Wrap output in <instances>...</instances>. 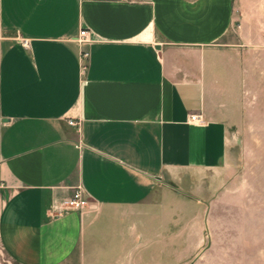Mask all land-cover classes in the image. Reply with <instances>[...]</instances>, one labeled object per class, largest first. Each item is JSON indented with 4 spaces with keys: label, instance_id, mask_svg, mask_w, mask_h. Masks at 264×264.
Returning <instances> with one entry per match:
<instances>
[{
    "label": "crops",
    "instance_id": "0c3cea01",
    "mask_svg": "<svg viewBox=\"0 0 264 264\" xmlns=\"http://www.w3.org/2000/svg\"><path fill=\"white\" fill-rule=\"evenodd\" d=\"M0 25V264H160L204 243L264 82V0H0ZM78 186L89 206L59 214Z\"/></svg>",
    "mask_w": 264,
    "mask_h": 264
},
{
    "label": "rangeland",
    "instance_id": "374dc122",
    "mask_svg": "<svg viewBox=\"0 0 264 264\" xmlns=\"http://www.w3.org/2000/svg\"><path fill=\"white\" fill-rule=\"evenodd\" d=\"M261 82L254 95L251 93V99L241 102L240 110L246 111L243 130L232 132L230 165L217 176L216 192L209 199L213 208L205 242L201 230L193 231L191 247L177 244L176 260H161L160 264H264V82Z\"/></svg>",
    "mask_w": 264,
    "mask_h": 264
},
{
    "label": "built area",
    "instance_id": "2783aa9c",
    "mask_svg": "<svg viewBox=\"0 0 264 264\" xmlns=\"http://www.w3.org/2000/svg\"><path fill=\"white\" fill-rule=\"evenodd\" d=\"M1 37H2V27L0 25V38ZM16 39L21 42L24 48L26 49L31 48V40L21 35V33L17 34ZM76 41L79 43L81 47V53H80L81 67L82 70L85 71L87 68L86 61L89 58V51L85 49L86 45L90 42L89 31L84 28L81 29L78 37L76 38ZM191 121L202 123L204 120L200 115H192ZM69 124L77 125V122L74 120H70ZM87 206H89V201L85 195V191L82 186H78L75 189L73 195L70 198L63 201L59 214L65 213L66 211L69 210H81Z\"/></svg>",
    "mask_w": 264,
    "mask_h": 264
}]
</instances>
